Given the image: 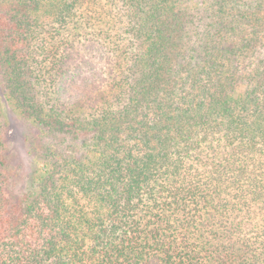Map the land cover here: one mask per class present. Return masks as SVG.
<instances>
[{"label": "trees", "instance_id": "16d2710c", "mask_svg": "<svg viewBox=\"0 0 264 264\" xmlns=\"http://www.w3.org/2000/svg\"><path fill=\"white\" fill-rule=\"evenodd\" d=\"M0 264H264V0H0Z\"/></svg>", "mask_w": 264, "mask_h": 264}, {"label": "rangeland", "instance_id": "374dc122", "mask_svg": "<svg viewBox=\"0 0 264 264\" xmlns=\"http://www.w3.org/2000/svg\"><path fill=\"white\" fill-rule=\"evenodd\" d=\"M4 112L10 121V150L14 153L15 156L14 163L16 165L21 164L23 170L27 172L29 163L26 155V146L23 140L25 124H23L12 112H10L8 107L7 109H4Z\"/></svg>", "mask_w": 264, "mask_h": 264}]
</instances>
